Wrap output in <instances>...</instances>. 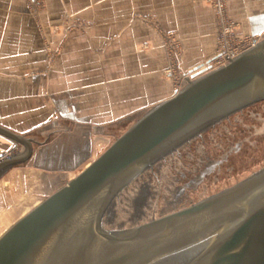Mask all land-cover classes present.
Here are the masks:
<instances>
[{"label":"water","instance_id":"water-1","mask_svg":"<svg viewBox=\"0 0 264 264\" xmlns=\"http://www.w3.org/2000/svg\"><path fill=\"white\" fill-rule=\"evenodd\" d=\"M225 57V66L184 78L173 97L4 231L0 264H264V168L154 217L191 147L183 158L174 152L247 108L264 114V39ZM0 136L22 146L0 154L2 177L30 161L38 142L3 127Z\"/></svg>","mask_w":264,"mask_h":264},{"label":"crops","instance_id":"crops-1","mask_svg":"<svg viewBox=\"0 0 264 264\" xmlns=\"http://www.w3.org/2000/svg\"><path fill=\"white\" fill-rule=\"evenodd\" d=\"M48 2L50 23L60 25V14L71 12L95 28L86 35L47 36L51 43L65 41L60 62L49 66L44 38L37 21L27 15L26 0H0V127L26 136L27 129L45 125L47 139L59 131L63 137L43 149L39 162L64 171H73L83 152L82 128L71 131L68 123H103L120 120L127 110L136 111L137 107L131 109L138 100L132 74L152 73L154 59H160L155 64L160 71L166 66L160 37L141 17L176 32L183 42V67L188 72L218 51L216 17L207 0ZM228 5L232 18L242 27V36L257 39L264 35V0H229ZM107 42H113L110 51ZM106 57L113 58L112 62ZM139 57L144 59L140 64ZM139 66L145 69L139 70ZM58 117L63 126L56 125ZM51 122L53 128L48 127ZM87 126L90 132L94 130ZM10 143L0 136V153H6Z\"/></svg>","mask_w":264,"mask_h":264},{"label":"rangeland","instance_id":"rangeland-1","mask_svg":"<svg viewBox=\"0 0 264 264\" xmlns=\"http://www.w3.org/2000/svg\"><path fill=\"white\" fill-rule=\"evenodd\" d=\"M26 3L27 15L37 21V28L44 38L46 60L49 66L55 65L57 61L60 62L65 41L51 43L46 38L47 36L52 34L86 35L95 28L92 22L83 19L81 15L71 14V12L60 14V25L52 24L49 20L52 13L48 0H26ZM207 3L213 9L209 0ZM227 8L230 19L237 24L235 34L240 37H249L241 35V25L232 18L229 5ZM141 18L142 23L152 28L160 37L166 54L164 61L166 66L160 71L155 65L156 60L160 62V59H154V64L150 67L153 70L152 73L132 74V78L136 77L133 85H137L138 100L136 106L131 107V109L137 107L136 111L128 112L127 110L120 120L103 123L94 122L92 124L83 123L82 125H80L81 123L75 124V122L68 123L71 131H78V128H82L81 130L84 131H81L83 134L81 137L83 152L80 154V158L75 160L77 167L73 171H64L53 165L49 166L39 162L43 149L49 145H54L58 139L63 137L59 131L47 139L45 125L39 129H27L26 137L35 139L38 144L34 145V154L30 161L14 167L0 177V235L45 198L77 176L160 101L173 97L178 84L181 85L184 78L191 76V72L184 70L183 42L175 34L176 32L164 29L157 21L149 17ZM216 23L217 47L219 49L221 25H219L217 17ZM169 38L171 40L176 39V41H171ZM262 39H264V35L255 40L260 41ZM105 46L107 51H110L113 42H107ZM124 59L128 62V59ZM105 60L112 62L113 58L106 57ZM140 60L144 61L139 57L138 63ZM204 60L206 59H202L201 62H208H204ZM141 69H145L144 66H139V70ZM133 85L131 86L132 90L134 89ZM56 119L59 121L56 125L63 126L64 123H61L60 118ZM54 124L51 122L48 127L53 128ZM87 124L92 125V129H94L91 130L92 133L88 130ZM13 145L11 142L6 153L12 151L16 154L21 151L22 146L17 145L13 149ZM263 168L264 114L257 108L250 107L217 126L215 130H209L201 139L198 138L194 141L154 217L191 206L198 202L197 199H204L203 197L216 192L219 188L234 183L241 177L251 176ZM184 169L190 170L192 175L183 177L181 172H185Z\"/></svg>","mask_w":264,"mask_h":264},{"label":"built area","instance_id":"built-area-1","mask_svg":"<svg viewBox=\"0 0 264 264\" xmlns=\"http://www.w3.org/2000/svg\"><path fill=\"white\" fill-rule=\"evenodd\" d=\"M209 1L214 9L219 25H221V44L216 55L202 65V69L206 72H211L221 65L225 66V64L229 61V59H226V55H228L230 59H234L239 54L253 47L257 42V40L252 39L251 37H240L235 34V27L237 24L232 21L228 15V0ZM169 40L171 39L169 38ZM171 41H176V39H172ZM168 73L170 72L168 71ZM190 74L191 76L188 77V79H190L195 73L191 72ZM180 86L181 85L178 84L177 91H179Z\"/></svg>","mask_w":264,"mask_h":264},{"label":"flooded vegetation","instance_id":"flooded-vegetation-1","mask_svg":"<svg viewBox=\"0 0 264 264\" xmlns=\"http://www.w3.org/2000/svg\"><path fill=\"white\" fill-rule=\"evenodd\" d=\"M247 109H248V108H247ZM245 110H246V109H245ZM245 110H243V111H241V112H239V113H237V114H240V113L244 112ZM237 114H235V115H237ZM235 115H233V116H235ZM233 116H231V117H230L229 119H227V120H224V121H222V122L216 124L215 126L211 127L210 129L206 130V131H205L204 133H202L200 136L194 138V139L191 140L190 142H188V143H186L185 145H183L182 147H180V148L178 149V151H176V152L173 153V155H174V154H178L179 157L183 158L184 154L181 153L180 150H182V149H184V148H186V147H191V145L194 143V141H195L196 139H198V138L201 139V138L204 136V134H205L206 132H208L209 130H212V129L215 130V128H216L217 126H219V125H221L222 123H224V122L230 120ZM188 149H189V148H188ZM171 155H172V154H171ZM171 155H169V156H171ZM167 157H168V156H167ZM167 157H166V158H167ZM166 158H165V159H166ZM184 170H185V172H184V171L181 172L183 177H188V176H191V175H192V172H191L190 170H188V169H184ZM194 172H196V171H194ZM194 174H196V173H194ZM254 174H255V173H254ZM208 175H210V174H208ZM249 176H250V175H247V176H245V177H241V178L237 179L234 183H229L228 185H225V187L219 188L218 190H216V192H212V194H210V195H208V196H205V197H203V198L205 199V198H207V197H209V196H211V195H213V194H215V193H217V192H219V191H221V190H223V189H226V188H228V187H230V186H232V185H234V184H236V183L242 181L243 179L248 178ZM217 179H218V178H217ZM184 191H185V189H184ZM197 200H198V202H199V200L201 201V200H203V199H197Z\"/></svg>","mask_w":264,"mask_h":264},{"label":"bare ground","instance_id":"bare-ground-1","mask_svg":"<svg viewBox=\"0 0 264 264\" xmlns=\"http://www.w3.org/2000/svg\"><path fill=\"white\" fill-rule=\"evenodd\" d=\"M198 71H200V70H198ZM194 73H196V72L194 71Z\"/></svg>","mask_w":264,"mask_h":264}]
</instances>
